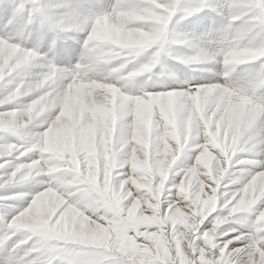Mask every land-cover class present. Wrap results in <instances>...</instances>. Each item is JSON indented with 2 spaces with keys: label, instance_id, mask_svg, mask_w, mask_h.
<instances>
[{
  "label": "snow or ice",
  "instance_id": "obj_1",
  "mask_svg": "<svg viewBox=\"0 0 264 264\" xmlns=\"http://www.w3.org/2000/svg\"><path fill=\"white\" fill-rule=\"evenodd\" d=\"M0 264H264V0H0Z\"/></svg>",
  "mask_w": 264,
  "mask_h": 264
},
{
  "label": "rangeland",
  "instance_id": "obj_2",
  "mask_svg": "<svg viewBox=\"0 0 264 264\" xmlns=\"http://www.w3.org/2000/svg\"><path fill=\"white\" fill-rule=\"evenodd\" d=\"M42 123H43V116L41 118H37V120L34 122V125L42 124ZM183 158H184V155H182V157L178 160V162H177L178 166H181V167L183 166ZM34 184H35V182L33 181L32 183L26 184L17 190L27 191L30 188L34 187ZM18 203H23V201H20ZM229 226L230 225H225L224 228H227Z\"/></svg>",
  "mask_w": 264,
  "mask_h": 264
},
{
  "label": "bare ground",
  "instance_id": "obj_3",
  "mask_svg": "<svg viewBox=\"0 0 264 264\" xmlns=\"http://www.w3.org/2000/svg\"><path fill=\"white\" fill-rule=\"evenodd\" d=\"M48 2H55V0H48ZM186 157L183 158V164L185 163Z\"/></svg>",
  "mask_w": 264,
  "mask_h": 264
}]
</instances>
